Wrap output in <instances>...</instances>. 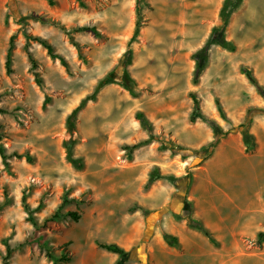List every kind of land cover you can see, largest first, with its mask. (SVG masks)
Wrapping results in <instances>:
<instances>
[{"label": "rangeland", "instance_id": "1", "mask_svg": "<svg viewBox=\"0 0 264 264\" xmlns=\"http://www.w3.org/2000/svg\"><path fill=\"white\" fill-rule=\"evenodd\" d=\"M52 2L0 0V144L7 155L30 157L10 158L7 168L0 159V264L7 250L8 264H264L241 256L257 245L245 238L236 249L207 229L208 242L192 246L174 248L162 238L187 217L236 232L257 225L256 215L264 219V93L240 71L249 69L264 90V0L239 2L214 35L234 50L209 45L196 83L193 55L221 27L223 0H144L131 43L135 0ZM26 16L37 19L19 25ZM82 26L99 36L75 31ZM23 32L46 41L68 70ZM126 51L137 97L111 81H119ZM93 93L69 132L66 117ZM100 244H116L125 256ZM228 250L237 256L227 262L196 259Z\"/></svg>", "mask_w": 264, "mask_h": 264}, {"label": "trees", "instance_id": "2", "mask_svg": "<svg viewBox=\"0 0 264 264\" xmlns=\"http://www.w3.org/2000/svg\"><path fill=\"white\" fill-rule=\"evenodd\" d=\"M49 5H52L53 2L52 0H47ZM241 0H223L221 9L218 13V17L221 20V27L220 28H214L211 31L210 34V38L209 40L206 42V44L199 50L197 51L194 55H193V59L195 61V68H194V73H193V77H194V82L196 83V79L199 76V74L202 72L203 70V66L207 57V50H208V46L211 44H217L218 46L228 50V51H233L234 47L233 45H231V43L229 42H225L224 39L222 38V36H219L218 40L214 39V35L217 33H220V31H222L224 29V27L226 26L227 22H228V18L230 16V14L232 12H234V10L238 7L239 2ZM144 0H135L134 2V10H135V24H134V30L132 33V36L130 38L129 43L133 42L137 35L138 32L140 30V28L142 27V6H143ZM34 19L36 20V17L33 16H26V17H20L17 22L19 25L21 26H25L27 19ZM76 32H91L92 34H94L95 36H99V33L97 32V30L94 27H88V26H82L79 28L75 29ZM23 36L25 38V40L27 42H36L37 44H39L42 48L45 49L47 55L52 59V60H58L59 64L65 69L68 70V66L67 63L65 62V60L60 57L57 56L53 53V49L52 47L44 40L38 38V37H33L27 33L23 32ZM14 48V36H10L8 39V45H7V49H6V54H5V61H4V67H5V71L6 73H10V64H11V53L13 51ZM126 61L124 62V67L121 69V75L119 77V81H114L113 79L111 81H113L115 84L119 85L120 87H122L125 91L128 92V94L131 97H137L139 95V93L137 91H135L136 88V82L133 78H131V76L129 75V73L126 70V66L130 64V56L131 53L130 51H126ZM28 59L29 62L31 63V68L33 69V61L30 57V55H28ZM241 73L244 74V76L247 78L248 82L254 86L258 91H260L261 93H264L263 88L257 83V80L254 78V76L252 75L251 71L249 69L246 68H241ZM34 81L35 83L40 86L41 85V81L40 79H38V77L35 75L34 76ZM94 96V93L91 97L84 99L83 101H81L78 106L76 108H74L70 114L66 117L65 119V126L67 128V130L69 132H73L74 131V121L76 118L77 113L84 107L85 103L87 100H92ZM193 99L194 104L195 103V99ZM49 102V98H45L43 101V105H46ZM197 110V108H195V111ZM136 118L139 119L140 123L142 126H144L146 128V130L149 132L150 131V127L149 125L146 123V121L143 120L142 116L140 114L136 115ZM209 126L211 128L214 129V125L211 121L208 122ZM242 137H243V142L246 146V149L249 150L253 147V141H252V137L251 135L244 130L242 132ZM151 139V137H149L147 139V141H144L143 143H148L149 140ZM140 144L134 145L132 146V148H136L137 146H139ZM24 157L27 161H30V157L28 155H19L17 153H12L11 155H7L5 153V149L4 147L0 144V159L1 162L3 164V166L5 168L8 167V160L10 158H22ZM66 158L69 160V162L71 163H75L76 161L71 159V155L70 152L67 148V153H66ZM152 178L149 179V182H151ZM263 200H264V194L262 196ZM21 203H22V207L23 210L28 214V220L31 224H35V222L33 221L32 218V214H33V210H31L29 208V206L25 203V197L22 196L21 198ZM68 216H70V218H72L74 221L77 220V215L75 213H67ZM187 221V226L191 229H195L199 232H201L204 236L210 238L209 233L207 232V230L200 224L194 223L189 217H187L186 219ZM162 238L164 239V241L166 242L167 245L172 246L174 248L179 247V243L177 242V239L172 236L169 235L167 233H162ZM264 242V232H259L256 236V244L260 245L261 243ZM100 248L117 255L120 259H122L125 256V251L119 247L116 244H100L99 245ZM64 253H62V255L60 256V261H68V259L65 258V256L63 255ZM10 257V252L7 250L6 251V255L3 257L1 264H8V259ZM46 257L50 260L53 261H57V258L55 256H52L50 254H47ZM120 264V263H119Z\"/></svg>", "mask_w": 264, "mask_h": 264}, {"label": "crops", "instance_id": "3", "mask_svg": "<svg viewBox=\"0 0 264 264\" xmlns=\"http://www.w3.org/2000/svg\"><path fill=\"white\" fill-rule=\"evenodd\" d=\"M248 211L250 212L249 214L254 215L252 214L251 209H248ZM254 217L256 221L258 222L257 225H243L241 232H236L235 225H232V226L231 225H202V226L208 231H210L215 237H217L220 242H223L225 239H228V238L232 239L233 242L231 243H233L232 245L234 246V249H236L235 244L238 240L245 238L249 240L251 244H253V242L256 241L257 234L259 232H264L263 216L256 215ZM224 226L228 227L227 232L224 230ZM230 227L231 229H233L232 231L230 230ZM166 233L174 236L177 239V242L179 243V245H183V246H186L187 244H191L192 246V244H195L198 241H200L201 243L205 241L208 242V238L206 236H204L201 232L195 229L189 228L187 225H178V227L175 228L174 231H168ZM237 233L240 235H237ZM237 236H238V239H236ZM254 248L255 249L252 253L243 254L241 256H254L264 261V242L261 243L260 245H255ZM210 250L211 249H209V251ZM228 252L229 250L227 251L226 254L222 255V253L211 251L210 255H206V257L203 253L199 252L197 254L196 259L200 260V262H204V260L206 259V261H211L212 263H215V262L222 263V261L227 262L230 259H233L237 256L235 250L233 254H229Z\"/></svg>", "mask_w": 264, "mask_h": 264}]
</instances>
